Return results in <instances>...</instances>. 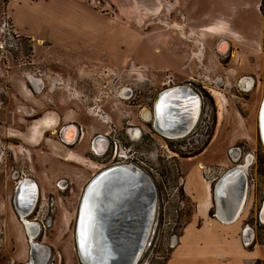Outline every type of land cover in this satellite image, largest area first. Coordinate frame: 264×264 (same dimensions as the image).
I'll use <instances>...</instances> for the list:
<instances>
[{
    "label": "rangeland",
    "instance_id": "rangeland-1",
    "mask_svg": "<svg viewBox=\"0 0 264 264\" xmlns=\"http://www.w3.org/2000/svg\"><path fill=\"white\" fill-rule=\"evenodd\" d=\"M11 1L0 0V136H2L3 130L11 133L13 127L17 126L16 124L14 126L13 122L6 123L5 117L8 113L12 116L14 106L21 104L15 97L18 91L22 95L25 94L23 97L26 98L25 102L29 105H34L38 99L46 103L52 102L50 104L58 109L60 107L64 109L68 105V118L76 119L84 125L89 124V119H93L98 123L96 126L100 128L99 131L111 130L112 136L120 138L122 143H125L127 138L126 128H141L144 133L142 139L131 140L130 143H126L132 150L128 152L131 155L129 162L123 164L131 162L130 164H135L136 167L142 168L150 174L156 181V185L158 184L157 188L161 194V200L159 199L158 227L152 235L150 245L146 247L139 264H169L171 258L178 255L179 250L183 249L177 250L179 246H173L172 241L176 236H178L179 242L181 241L180 237L190 220L188 214L192 213L194 204L185 190H179L178 168L181 166L186 168L185 164L188 163V168L190 171L192 170L191 183L198 186L199 181L195 170L198 169L200 162L205 164L207 171L201 175L208 181L206 193L208 192L209 195V182L213 184L212 179L214 177H220L224 169L227 170L233 165L227 156V149L233 143L241 144L245 146V153L254 151L257 158L253 169L250 170L249 196H247L244 210L237 222L226 224V226L236 227L240 239H242L240 230L243 226L250 224L254 227L256 235L258 234V249H262L264 255V247L259 246L261 243L264 244V230L257 231L255 226L258 209L262 203L264 204V146L261 143L257 127L260 106L264 97V45L263 51L261 50L260 74L257 76L260 85L254 92L242 95L234 90L237 83L236 77L229 78L230 89L226 87L224 82L213 83L211 80L216 78L212 75H210V80L208 78L204 81L206 78L188 77L187 70L177 73L171 68L165 69L157 65L156 51H159L160 46H156V34L159 33L160 36L161 33L167 32L169 35L176 31L184 43L191 41L193 44L201 37L199 31L190 27L160 30V25L165 26L163 23L168 21L171 16L185 21V17L181 13V10L186 8L184 2L180 4L178 0H168L167 2L165 0L163 1L164 7H166L165 12H163L165 16L162 14L150 16L147 23L142 26L132 22L131 50L129 52L127 45V52L124 54L125 46L108 44L107 33H103L102 36L99 35L100 38L95 39L92 38L91 29L88 27L87 30L82 29L79 24L68 27L65 25L66 20L59 17L60 12L54 11L55 9L49 8V6L43 9L42 3L32 2L37 0L16 1L9 5ZM189 2L190 11L200 16L206 14L207 20L213 19L216 22L215 30H206L207 37L205 41L202 39L208 49V54L204 55L205 59L213 55L215 58L221 59L222 63L225 62L222 60V56L226 52L219 53L216 50V44L221 39L227 41V37L220 36L218 33L228 32L232 36V41L234 38L240 37L238 31L242 26L243 31L245 30L258 41L260 40L261 15L258 8L262 0L260 2L258 0H189ZM90 6L99 16H106L107 18L100 17L106 21L117 18L116 11L104 3L92 2ZM13 11L19 14L20 22L26 25L32 24L30 27L35 34L28 36L16 29ZM230 21L232 24H229ZM219 23L223 24L224 27L220 26ZM141 40H146V45H143ZM88 42L97 43L89 44ZM204 42L199 43L201 50ZM184 43L175 44V47L176 50L180 51L181 58H185L186 63L184 64H187V58L193 59L194 54L191 48ZM197 47L193 46L194 52H196ZM145 49H149L148 51L153 55L149 53L148 58L143 56L142 51ZM212 49L214 51L211 52ZM201 52L200 55L203 56L204 52ZM192 66L194 67L193 61ZM183 68L188 67L186 65ZM29 72H42L45 73V76L52 75L54 77L52 80L51 78L48 79L47 87L42 93H36L38 99H35L31 92L24 87L26 83L25 73ZM192 74L194 75L191 73L190 76ZM62 80L65 81L64 87L70 88H59L58 83ZM168 81H171L170 85ZM55 83L57 85H54ZM175 84H189L193 89L203 91L210 98V104L206 103L204 110L206 116L204 115L202 121L198 123L195 132L184 138L172 140L157 132L153 121L145 123L141 114L145 115V110L153 111L155 100L160 92L165 88L175 86ZM124 89L128 95L126 92L122 93L121 90ZM121 93L126 99L121 98ZM48 97H52V101H49ZM211 101L218 104L219 121H216V114L213 111ZM72 104H75V110H70ZM90 109L100 114L96 116L99 121L87 114ZM55 111L58 110L55 109ZM241 115L248 116V120L244 122ZM101 117L111 118L114 122L104 123ZM52 121L49 119V122ZM217 122L218 124H216ZM56 124L55 122L48 129H53ZM28 125L30 126V124ZM95 132L97 130L93 132L90 130L89 138ZM30 136L33 140L32 135ZM38 138L32 142H37ZM45 144H47L46 149H50L54 154L66 155L63 151L54 149L55 145L52 146V142L51 145L48 144L45 139L40 147H45ZM203 145L207 147L204 155L196 159H186L190 156L189 151H196ZM180 151L185 153H178ZM113 158L114 156L111 158L112 162L119 161L118 156L114 160ZM67 159L85 164V160L83 161L75 155L68 156ZM202 163L200 165L204 166ZM20 164L22 163L20 162ZM88 164L92 165V162H88ZM93 167L98 168L99 166ZM95 172L97 169L73 170L72 176H70L65 171L63 173L56 171V177L70 176L74 184L71 191L67 190V193L59 195L58 204L53 205L54 212L61 213L60 217H57L51 227L44 229L42 238H38V241L40 240L43 242L42 244L50 247L51 258L48 256L50 260L47 258L46 264H81L75 239L77 207L84 186ZM40 173L38 169L35 177L41 181ZM183 197L187 198L186 211L178 209L180 206L178 204ZM47 208L44 203L42 209ZM4 209L5 207L2 208L3 211ZM215 213L213 207L212 216ZM19 229L22 230V227L19 226L17 230L19 231ZM22 234L23 230L21 236ZM28 240L30 244V239L28 238ZM247 244L244 245L245 247L243 246L245 250L244 264H255L254 257L256 254L253 250L258 249ZM15 245L17 249L13 253L14 256L20 262H24L26 260L24 254L25 238L23 241L17 240ZM2 255L5 258L10 255V251L5 250ZM262 258L261 264H264V257ZM208 263L209 260H198L197 262V264Z\"/></svg>",
    "mask_w": 264,
    "mask_h": 264
},
{
    "label": "flooded vegetation",
    "instance_id": "flooded-vegetation-1",
    "mask_svg": "<svg viewBox=\"0 0 264 264\" xmlns=\"http://www.w3.org/2000/svg\"><path fill=\"white\" fill-rule=\"evenodd\" d=\"M181 29H184V28H181ZM224 41L226 40L221 39L220 41L217 42L216 50L218 52H219L218 48H219L220 43ZM201 42H204V41H201ZM228 42L229 41L227 39V43ZM229 44L230 46L228 50L226 51V53L224 52L225 55L222 56V60L225 61L224 63H227V61H229L231 57V53L233 52L231 43L229 42ZM197 46H198V52L193 53V54L195 55L194 56L195 60L201 63V60L204 59V57L200 55L202 53L201 52L202 50H201V46L199 45V43H197ZM212 51L214 50L212 49L211 52ZM190 72L194 73V75L192 74L190 76L191 74ZM190 72H188L190 73L188 74V77L195 78L197 76L201 78H206L204 81H206L208 78L209 80L211 79V76L209 74H205V73L196 74L194 70H190ZM259 72L260 71L258 70L257 72H252V73L251 72L222 73V74L212 75L216 79H212L211 81L213 83L224 82L226 87H229L231 89V86L229 84L230 83L229 78L236 77L237 83L235 84L236 88H234V90L238 91L242 95H246L248 93L254 92L255 89L260 85L259 83L260 80L257 77L260 74ZM56 76H59V74H56ZM25 77H26V83L24 87L31 92V94L33 95L35 99H38L36 97V93L38 94L42 93L44 89L47 87L48 79L51 78L52 80V78H54L52 75L45 76V73H42V72L25 73ZM170 82L171 81H168L169 85L171 84ZM64 83H65L64 80H62V82H59L58 83V85L60 86L59 88H65V89L70 88L68 86L64 87L65 86ZM54 85H57V83H55ZM179 85L188 86L191 88V91L199 95L201 99V113H200V118H199L198 123L201 122L203 116L204 115L206 116V114H204L205 105L206 103H208V105L210 104V98L207 95H205L203 91L195 90L189 84H175V86H179ZM170 88L172 87L165 88L161 92H163L164 90L170 89ZM124 90H121L122 93L126 92L127 93L126 95H128V92L126 91V89ZM122 93L120 95L121 98H123ZM23 96H25V94L22 95L19 91L16 93L15 97L18 99V101L21 102V104L14 106V111H13L12 116H10L8 113L5 117L7 121L6 123L13 122V125L15 126L16 124L17 126L13 127L12 129L13 131L11 133L3 130L2 131L3 133L1 132L2 136H0V264H23V263L33 264L31 260V254H30L31 246L33 245L32 238H30L29 234H27V231L22 222V216L20 214V210L17 204H21L25 212L29 211L26 216V218L29 221L33 223L38 222L40 224L41 232L36 238V241L37 243L42 244L43 242H41L40 240L38 241V238L39 237L42 238V236H44L43 234L44 229L51 227L53 223L55 222V220L57 219V217L58 216L60 217L61 215V213L54 212L53 205L58 204L59 195L65 194L67 193L66 192L67 190L71 191V189L73 188L72 185L74 184V181L70 177L72 176L73 170L83 171L86 168H89L92 170L97 169V172L93 173V176L88 180V182L83 188L82 194L79 199L78 207H77V217H78V211H79V205L81 202V198L84 193L85 187L87 186L89 181L98 172H100L104 168H107L112 165H117V164L123 165L122 163L129 162L128 160L131 157V155H129L128 152L132 150V148H130V146L126 144V143H130V141L132 140L133 135L131 132V129H132L131 127H128L125 129V134L127 135V138H126L125 143H122V140L120 138L112 136L111 130L99 131L100 128L96 126V124L98 123L95 122V120L93 119H89L88 121L89 124L84 125L83 123L77 121L76 119L68 118V114H69L67 113L68 105L64 107V109L61 107L58 109L57 107H53L50 104L52 102L46 103L43 100H39V99H38L39 101L37 100V102L34 105L32 104L29 105L25 102L26 98H24ZM26 97H28V94H26ZM123 99H126V98H123ZM48 100L52 101V97H48ZM211 104H212L213 111L216 114V121H219L220 112H219V107L217 106L218 104L215 101H211ZM154 106H155V103H154ZM227 106H228V103H227ZM55 109L58 111H55ZM70 110H75V104H72V106H70ZM145 111H146L145 115L143 113L141 114L144 122L150 123L153 121L154 123V118H155L154 107H153V111L151 112L148 110H145ZM19 113H22V114H19ZM87 114L89 116L92 115L95 118L96 116L100 115L99 113L94 112L92 109L88 110ZM241 117L243 118L244 122L248 120V116L241 115ZM49 119H52L54 122H56L57 123L56 126L53 129L44 130L41 133V135H38L41 137L38 138L39 140L37 142H31L30 132H31L32 127H34V125L39 121H49ZM96 119L97 121H99L98 118ZM110 119L108 117H101V120L104 123H109V122L113 123L114 121ZM28 124H30V126ZM216 124H218V122ZM197 125L195 126V128L197 127ZM109 127H111V125H109ZM257 127H258V122H257ZM195 128L190 133L195 132L196 130ZM90 130L92 132L94 130H97V132H95V134H93L89 138ZM141 132H142L141 138L139 140H141L142 137L144 136L142 129H141ZM258 132H259V127H258ZM69 133H71V135H73L74 137L73 138L67 137V136H70ZM184 137H181V138H184ZM44 139L50 145L52 142V146L55 145L53 147L54 149H57L59 151L61 150L66 155L59 156L58 154H54L53 151H51L50 149L48 148L46 149L47 144H45V147L43 146L40 147V145L43 144ZM171 139L177 140L179 138L177 139L171 138ZM101 143L103 145V148L100 147L102 146L100 145ZM206 151H207V147H204L203 145L201 146V148H198L196 151H189L188 154H190V156H188L186 159L200 158L202 155L206 153ZM245 152H246L245 146L241 144L233 143L227 149V156L233 163L232 167L239 166V167L244 168V170L246 171L248 175V181H250V178H249L250 170L253 169V166L256 163L257 157L254 151H249L247 153ZM178 153L181 154L185 152L180 151ZM73 155L80 157L81 159H83V161L85 160L84 161L85 164H81V163L74 162V161H69L67 159L68 156H73ZM113 156H114L113 160L118 156L119 161L112 162L111 158ZM236 156L237 157L239 156L238 161H234ZM20 162L23 165L20 164ZM88 162H92V165L88 164ZM201 163L202 162H200L199 165ZM187 164H185L186 168L185 166H181L178 168V187L180 191L185 190V193L188 195V197L191 199L192 203L194 204L192 213L188 214L190 216V220H189V223H190L192 218L199 212V206L201 203V199H203L204 197L207 198V193H206L207 184L206 183L208 181H206L203 175H201V173H205L207 171L206 165L202 163L204 166L198 165L197 167L198 169L195 170L197 177H198L199 184L198 186H194L191 183V171L192 170L190 171ZM95 165L99 167L98 168L93 167ZM38 169L41 172L39 174L41 181L35 177V173H38ZM225 170L226 169H224V172ZM56 171H59L61 173L65 171L70 176L61 175V176L56 177ZM218 178L219 177L216 176L212 179L213 182L212 181L211 182L213 184L209 182V186H210L209 198L212 201V205L210 206L208 210L209 218L217 220V221L219 220L216 218V215L214 214L212 216V208L213 207L215 208L214 200H213V187H214L215 182L218 180ZM154 182L156 185L155 180ZM157 185H156L157 208H156L155 221H154L151 237L152 235H154L158 227V223H159L158 220L160 216L159 199L161 200L160 198L161 194L158 191ZM249 188H250V184H249ZM248 196H249V193H248ZM44 203L47 205L48 208L43 210L42 207ZM178 205H180L178 207L179 210L182 211L184 209V211H186L187 198L186 197L181 198L180 203ZM262 206H263V203L260 205L258 212H257V224H255V226L257 227V231L264 230V222L260 218V212H261ZM3 207H5L4 211L2 210ZM189 223L187 224V226L189 225ZM19 226H21L23 230L22 236H21L22 230L20 229L19 231L17 230ZM186 227L183 230V234L185 233ZM240 231L242 234L241 241H242L243 246L252 237L251 243L249 245H253L254 248L258 249L259 242L257 238L258 234L256 235V229L250 226V224H246L245 226L241 228ZM183 234L181 235L180 240ZM24 238H25L24 254H25L26 260L24 262H20L17 259V257L14 256L13 253L17 249L15 245L17 240L23 241ZM28 238L31 240L30 244H29ZM180 244H181V241L179 242V238H178L177 245L179 246ZM149 245H150V240H149L148 246ZM259 246H262L263 248L264 244L261 243ZM5 250H9L10 255L4 258V256L2 255V252ZM253 251L256 254L254 257L255 264H261L263 262L262 257H264L262 249H258L256 251L253 250Z\"/></svg>",
    "mask_w": 264,
    "mask_h": 264
},
{
    "label": "water",
    "instance_id": "water-1",
    "mask_svg": "<svg viewBox=\"0 0 264 264\" xmlns=\"http://www.w3.org/2000/svg\"><path fill=\"white\" fill-rule=\"evenodd\" d=\"M178 87L181 86L161 92L154 106V127L169 139L173 137L166 131L179 132L180 138L188 135L197 125L201 113L199 95L189 90L175 96V91H182L175 90ZM197 111L199 116L196 121ZM258 127L264 146V97ZM132 130L140 132L139 136H132L133 141H138L141 129ZM238 159L239 156H236L234 161ZM248 193L249 181L244 168L235 166L225 171L213 187L216 218L223 224L234 223L243 210ZM156 208V185L143 169L121 164L102 169L85 187L79 205L75 239L81 263L139 264L149 244ZM263 209L264 204L260 212L262 221ZM247 243L251 240L245 245ZM172 244H178L177 236ZM43 246L50 257V247ZM35 250L32 245L31 257Z\"/></svg>",
    "mask_w": 264,
    "mask_h": 264
},
{
    "label": "crops",
    "instance_id": "crops-1",
    "mask_svg": "<svg viewBox=\"0 0 264 264\" xmlns=\"http://www.w3.org/2000/svg\"><path fill=\"white\" fill-rule=\"evenodd\" d=\"M16 1L21 2L22 0H12L9 5L15 3ZM163 1L165 0H37L32 2L42 3L43 9L49 6V8H54V11L60 12L59 17L66 20L65 25L68 27L79 24V26L84 30L90 28L92 38L94 37L95 39H98L100 38L99 35L102 36L103 33H107L106 36L109 39L108 44L125 46V54L127 52V45L129 46V52L131 50L132 24L138 23V26H142L147 23L148 17L150 16H159V14L165 16L163 12H165L166 7H164ZM167 1L168 0L165 2ZM178 1L180 4L183 2L186 4V8L183 9V11L181 10L182 15L185 17V21L178 20L177 18H174V16H171L168 21L163 23L165 26L162 24L160 25V30H175L176 28L185 29L186 27H190L199 31V35H201V37L203 35V38L200 37V39L193 44L192 42L184 43L183 39L179 37V33L176 31H173L169 35L167 32L165 33L166 35L163 33H161L160 36L159 33L156 34V46H160L159 51H156L158 56V66H162L165 69L171 68L177 73L186 70L188 72L190 70H194L196 74L205 73L209 75L231 72L252 73L259 70L260 59L262 57L261 53L264 45V17L260 7L258 8L261 15V38L259 41L257 38L246 33L245 30L243 31V27L240 25L241 27L238 32L241 38H234V40L231 41L232 36L228 32L223 34L218 33L220 36L227 37L228 41L231 43V47L233 48V52L231 53V57L227 63H222L220 59L215 58L213 55H211L208 59H205L204 55H206V53L208 54V49L206 43L204 42L205 44L202 48V51L204 52V59L201 60V63L197 62L195 58H187L188 63L184 64L186 63V60L185 58H181L180 51L178 49L176 50L175 44H179L180 42L184 43L191 48L193 53H197L198 47L196 52H194L193 46H197V43H200L202 39L205 41L207 37L206 30H213L216 22L213 19L207 20L206 14H202L200 16L190 11L189 0ZM92 2H101L108 5L112 10L116 11L117 18H110V21L104 20L103 18H107L106 16H99L97 12L91 9L92 7L90 6V3ZM258 2H260V0H258ZM12 15L15 27L18 31L27 34L28 36L35 34L32 27H30L32 24L26 25L20 22L19 14L15 11L12 12ZM231 21L229 24H232ZM220 26H223V24ZM141 42L143 45H146V40H141ZM224 42H226L227 48L224 51H221L220 48H218L219 52H226L228 50L230 44L229 42L227 43V41ZM88 43L95 44L94 42ZM148 50L149 49H145L142 51L143 56L146 58H148L149 53H151ZM192 61L194 67L192 66ZM186 65L188 68H183V66ZM44 122L47 121H40L35 127L46 128L43 125ZM47 129L48 128H46V130ZM30 141H33L32 138H30ZM207 190L206 186V191ZM211 205L212 201L207 192V198L204 197L201 199L199 212L192 218L181 238V244L177 250L183 249L179 250L178 255L171 258L169 264H197L198 260H209L208 264H244L245 250L242 241L237 234V228L234 226H226L217 220L209 218L208 210Z\"/></svg>",
    "mask_w": 264,
    "mask_h": 264
},
{
    "label": "bare ground",
    "instance_id": "bare-ground-1",
    "mask_svg": "<svg viewBox=\"0 0 264 264\" xmlns=\"http://www.w3.org/2000/svg\"><path fill=\"white\" fill-rule=\"evenodd\" d=\"M219 48H220V50L221 51H224V50H226V48H227V44H226V42H222V43H220V46H219ZM175 90H182V91H175V93H174V95L176 96V95H179V94H184L183 92L185 91V92H188L189 90H191V88L190 87H188V86H184V87H178V89H175ZM198 111H197V113H196V118H194V120H198ZM146 114V113H145ZM147 116V115H146ZM55 124V122L54 121H52V122H49V121H47V122H44V126L46 127V128H50V127H52L53 125ZM46 128H36V127H33L32 129H31V132H30V135H32V137H33V141H36L37 140V138L39 137L38 135H41V133L44 131V130H46ZM166 129V128H165ZM166 133L168 134V135H170V136H172L173 138H180V137H178L180 134H179V132H178V134L177 133H172V132H169V131H166ZM70 134V136H67V137H70V138H73L74 136L73 135H71V133H69ZM132 135L133 136H139L140 135V132L139 131H137V132H135V131H132ZM37 137V138H36ZM171 138V137H170ZM100 145H102V143L100 144ZM101 148H103V145L102 146H100ZM123 164V163H122ZM123 165H127V166H135V164H123ZM247 196H248V194H247ZM231 197V196H230ZM232 198V197H231ZM247 200V199H246ZM246 202V201H245ZM244 202V203H245ZM244 207H245V204L243 205V210H244ZM18 208H19V210H20V214H21V216H22V221H23V223H24V225H25V227H26V231H27V234H29V236H30V238H32V244H33V246H35V248H36V250L35 251H33V256L31 257V260H32V262H33V264H45L46 262H47V258H48V253L46 252V248H45V246H43L42 244H39L38 243V245H35V244H37L36 243V241H35V239H36V237H38V235H39V233L41 232V227H40V224L37 222V223H32L31 221H29L27 218H26V216H27V213L29 212H25L24 211V208H23V206H21V204H19V206H18ZM221 208V207H220ZM243 210H242V212H243ZM221 212L224 214V211L221 209ZM241 212V213H242ZM241 213H240V215H241ZM262 219H263V222H264V209H263V216H262ZM238 220V219H237ZM237 220L235 221V222H237ZM234 222V223H235ZM229 224V223H228ZM248 228H250V227H248ZM249 233V232H248ZM250 235V234H249ZM250 240H252V237L249 239V241L248 242H250ZM31 241V240H30ZM248 244H250V243H248Z\"/></svg>",
    "mask_w": 264,
    "mask_h": 264
},
{
    "label": "trees",
    "instance_id": "trees-1",
    "mask_svg": "<svg viewBox=\"0 0 264 264\" xmlns=\"http://www.w3.org/2000/svg\"><path fill=\"white\" fill-rule=\"evenodd\" d=\"M260 10H261L262 14L264 15V0H262V2H261Z\"/></svg>",
    "mask_w": 264,
    "mask_h": 264
}]
</instances>
